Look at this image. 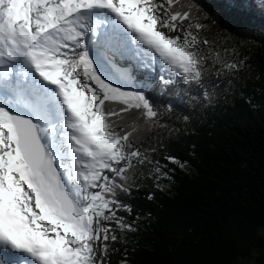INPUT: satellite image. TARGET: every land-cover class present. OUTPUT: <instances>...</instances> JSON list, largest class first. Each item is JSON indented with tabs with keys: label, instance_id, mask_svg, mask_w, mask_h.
<instances>
[{
	"label": "snow or ice",
	"instance_id": "snow-or-ice-1",
	"mask_svg": "<svg viewBox=\"0 0 264 264\" xmlns=\"http://www.w3.org/2000/svg\"><path fill=\"white\" fill-rule=\"evenodd\" d=\"M217 12L264 17V0ZM228 39L198 0H0V264H111L141 218L122 197L187 163L149 135L174 109L153 93L228 102L254 73Z\"/></svg>",
	"mask_w": 264,
	"mask_h": 264
},
{
	"label": "trees",
	"instance_id": "trees-1",
	"mask_svg": "<svg viewBox=\"0 0 264 264\" xmlns=\"http://www.w3.org/2000/svg\"><path fill=\"white\" fill-rule=\"evenodd\" d=\"M198 2L213 17L220 42L228 37L254 73L213 110L199 109L198 97L153 93L161 111L169 101L174 109L164 114L167 129L149 135L158 134L165 155L187 163L169 165L174 179L163 190L147 180L133 197H122L141 218L138 231L111 253L113 264L124 258V247L131 264H232L238 252L264 264V238L253 227L264 221V17L219 15L220 0Z\"/></svg>",
	"mask_w": 264,
	"mask_h": 264
},
{
	"label": "rangeland",
	"instance_id": "rangeland-1",
	"mask_svg": "<svg viewBox=\"0 0 264 264\" xmlns=\"http://www.w3.org/2000/svg\"><path fill=\"white\" fill-rule=\"evenodd\" d=\"M111 260V264H113V260L112 259H110Z\"/></svg>",
	"mask_w": 264,
	"mask_h": 264
}]
</instances>
